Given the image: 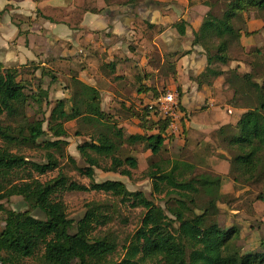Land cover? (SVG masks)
<instances>
[{"label":"trees","instance_id":"1","mask_svg":"<svg viewBox=\"0 0 264 264\" xmlns=\"http://www.w3.org/2000/svg\"><path fill=\"white\" fill-rule=\"evenodd\" d=\"M250 17L264 23V0H214L192 42L207 58L206 69L194 79L199 88L225 76L234 91L231 104L243 109L235 123L215 135L222 145L219 150L226 152L218 156L229 163L234 184H242L235 189H248L245 192L264 184V44L250 55L242 45L243 36L261 32L248 31ZM176 26L184 35L185 23ZM235 50L252 60L234 59ZM176 54L167 55L161 66L162 73L166 71L162 91L140 86L141 91L153 92V101L177 78ZM235 61L246 63L250 71L223 70ZM39 70L36 65L5 68L0 62V264H264V253H243L239 225L224 228L217 220L219 204L229 196L222 193L223 176L197 173L198 162L161 158L173 136L167 133L168 121L156 119L155 107L147 104L138 116L142 133L129 134L103 111L98 90L76 77L66 87L69 98H44L39 93L43 78L57 77L47 69H41L39 77ZM71 122L78 127L75 135L85 138L77 146L85 166L67 153ZM138 146L150 152L143 179L151 181L154 194L164 195L165 206L142 191L129 190L122 180L97 179L100 170L131 180L139 160L130 152ZM25 150L43 153L42 160L25 156ZM64 159L89 185L61 169ZM56 170V177L40 179ZM70 192L104 193L121 205L144 210L139 228L122 246L120 260L115 259L121 246L118 238L102 231L118 218L115 205L89 202L76 220L69 217L64 200ZM15 197L22 198L25 210L8 208ZM259 201H264V192L252 205Z\"/></svg>","mask_w":264,"mask_h":264},{"label":"crops","instance_id":"2","mask_svg":"<svg viewBox=\"0 0 264 264\" xmlns=\"http://www.w3.org/2000/svg\"><path fill=\"white\" fill-rule=\"evenodd\" d=\"M213 8L214 0H0V12L5 10L0 15V62L5 68L39 66V77L41 69L50 70L57 79L45 76L39 91L50 100L69 98L66 87L76 77L98 90L103 111L114 116L119 127L137 134L142 133L138 116L153 102V92L141 91L140 86L162 91L166 71L162 73L161 66L167 55L177 53V78L168 82L167 91L178 92L185 116L212 109L216 100L220 102L218 93L227 113L233 114L230 107L234 91L226 84L225 76L210 87L199 88L194 81L207 67L202 47L192 44L194 33ZM182 21L184 35L176 26ZM247 27L249 32L261 31L242 37V45L250 52L255 50L259 37L264 38V23L251 17ZM80 56L88 60L78 63L76 58ZM243 67V62L235 61L223 70L239 69L243 73ZM148 74L152 77L147 78ZM232 116L223 112L220 125L193 121L189 127L195 138H204L206 131L214 136L221 127L237 121ZM184 126L182 122L183 134ZM211 140L207 138L204 146L214 144ZM218 154L226 152L218 149L217 154L206 158L208 164L218 165L217 171L221 161ZM222 162L229 171V163ZM254 207L262 216V223L255 229L261 230L264 201L256 202Z\"/></svg>","mask_w":264,"mask_h":264},{"label":"rangeland","instance_id":"3","mask_svg":"<svg viewBox=\"0 0 264 264\" xmlns=\"http://www.w3.org/2000/svg\"><path fill=\"white\" fill-rule=\"evenodd\" d=\"M247 16V15H246ZM251 18V17H250ZM264 44V38L259 37V40L256 42V47L262 46ZM254 50H251L250 52H247L249 55L253 53ZM264 54V53H263ZM233 58L237 60H241L244 62H249L252 60L253 57L250 56V58L244 57L243 53L241 51H233L232 52ZM78 63L84 62L88 59L83 58V56H80L76 58ZM154 59V58H153ZM244 64V69L246 71H243V73L249 72L250 69L247 65ZM88 63V62H87ZM261 63V62H260ZM262 63L264 65V55ZM66 66V64H63ZM234 65V64H233ZM61 66V65H59ZM262 69V68H261ZM40 74V73H39ZM57 86V85H56ZM168 88V87H167ZM169 89V88H168ZM63 89H61L62 91ZM40 91V90H39ZM60 90H58L59 92ZM44 92V91H43ZM41 94V92H39ZM42 95V94H41ZM152 95H154L152 93ZM221 96L218 93L219 100H216L214 102V107L211 109L205 108V110L201 111V113L194 115V114H188L184 117L183 124L184 126V134L179 137H173L170 142H168L164 148L163 154L161 155V158L163 159H179V160H186L191 162H198V172L199 174L208 173V174H221L223 176V187H222V193L228 194L229 196L226 198L225 203H220V214L218 215V222L219 224L226 228L227 226L232 225H239L241 227V240L238 242V245L242 248L243 253H264V245H260V241H264V226H261V230L259 228L255 229L260 225V215L258 212H255V207L252 205L253 199H255L259 194H261L264 189V184L262 185H253L249 189L248 192H244L241 190H236L237 188H241L242 184L238 183L237 185L233 182V177H231L229 174H223V172H228L227 164L219 161V171H217L215 168L218 166L215 163L208 164V161L206 158L209 157L211 154H217V151L220 147V143L217 137L213 136V133L204 132L207 133L206 136L195 138L194 132H191V127H189V123L193 122L195 124H208V125H220L224 118L220 117V113H223L226 116H232V118H238V116L241 113V110L237 107L231 106L230 108L233 111V114H228L227 108L224 105L225 101L221 99ZM55 96H53L54 98ZM54 101V99H52ZM218 121V122H216ZM220 122V123H219ZM188 126V127H187ZM67 128L69 131V141L70 146L67 149V153L72 155L77 159V163L80 166H85L84 160L81 158L79 152L77 151V146L85 140L84 137H78L75 135L76 130L78 127H76V124L74 122L68 123ZM127 130V129H126ZM193 131V130H192ZM208 138L210 141L211 139L214 140V144H211L209 146H204V141ZM202 144V148L198 147ZM222 146V145H221ZM222 149V148H221ZM25 156L29 158H35L42 160L43 153L31 151V150H25L24 151ZM130 155H133L137 157L139 160V168L133 172V177L128 179L127 177H122L119 174H110L105 173L100 170H96L97 173V179L98 180H122L124 183H126L127 187L131 191H142L146 194L148 197H152L155 199V202L161 206H165L164 201L162 200L164 195H158L154 194L152 189V184L149 179H143L142 172L145 171L148 168L149 162H150V152H148L144 146H138L135 147L131 152ZM210 155V156H211ZM224 156V154H222ZM203 159L202 161H200ZM157 160H159L157 158ZM200 161V162H199ZM217 168V169H218ZM61 169L69 174L75 181L89 185L90 181L79 175L77 171H75L72 166L69 164V161L67 159L62 160ZM59 170H56L49 175L40 177L41 180H49L51 178H54L58 175ZM236 187V189H235ZM65 203L67 204L68 214L70 218H74L76 220L80 219L84 212H85V205L89 202L96 201V202H103V203H109L114 204L117 208V214L118 218L109 226L102 228L103 233L106 231H111L114 233V235L118 238V241L120 243V248L118 255L115 257L116 260H120L123 254L122 246L125 243V240L129 235H132L135 233V231L139 228L141 224V220L143 218L144 210L142 208H136L132 209L129 207H126L124 205L119 204L117 201H115L111 196L106 195L104 193H97V192H70L64 195ZM8 208L16 209V210H25L27 208L26 204L22 201V198L15 197L14 200L11 201V203H7ZM254 209L253 213L249 209ZM235 209V210H232ZM237 209H241L238 211ZM236 211V212H235ZM238 213V214H236ZM264 213V209H261L260 214ZM41 215V213L39 214ZM3 217L2 212L0 211V219ZM126 220V222H124ZM1 226V222H0ZM102 233V235H103Z\"/></svg>","mask_w":264,"mask_h":264},{"label":"built area","instance_id":"4","mask_svg":"<svg viewBox=\"0 0 264 264\" xmlns=\"http://www.w3.org/2000/svg\"><path fill=\"white\" fill-rule=\"evenodd\" d=\"M158 112L157 118L168 121L167 133L169 136L179 137L183 135L182 122L185 114L177 91L168 90L160 95V98L151 103Z\"/></svg>","mask_w":264,"mask_h":264}]
</instances>
